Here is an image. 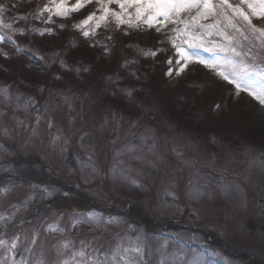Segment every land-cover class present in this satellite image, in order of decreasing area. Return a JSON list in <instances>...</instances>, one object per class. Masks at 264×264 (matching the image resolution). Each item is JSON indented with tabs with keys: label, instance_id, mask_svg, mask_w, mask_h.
Segmentation results:
<instances>
[{
	"label": "rangeland",
	"instance_id": "rangeland-1",
	"mask_svg": "<svg viewBox=\"0 0 264 264\" xmlns=\"http://www.w3.org/2000/svg\"><path fill=\"white\" fill-rule=\"evenodd\" d=\"M0 6L23 29L0 27L11 37L0 42V264H50L68 242L64 258L81 241L104 255L137 237L140 264H264V106L194 60L169 76L168 29L118 28L97 0L65 16L54 0ZM21 7L30 26L12 14ZM89 14L106 19L79 24Z\"/></svg>",
	"mask_w": 264,
	"mask_h": 264
},
{
	"label": "snow or ice",
	"instance_id": "snow-or-ice-1",
	"mask_svg": "<svg viewBox=\"0 0 264 264\" xmlns=\"http://www.w3.org/2000/svg\"><path fill=\"white\" fill-rule=\"evenodd\" d=\"M54 2L57 4L56 13L65 16L69 11H78L90 0H76V5L71 8L65 7L66 0ZM97 2L102 5V11L106 15H111L118 28L121 25L129 28L146 25L148 29L155 27L158 33L162 29H168L167 39L175 50L177 65L175 69L169 68L167 73L169 76L173 73L180 75L189 62L194 60L234 86L237 95L247 93L264 106V28L257 27L252 20L253 17H264V0H240L237 5H233L229 0H97ZM105 4H116L120 11L103 7ZM2 9L3 6H0V11ZM105 19L106 16L97 17L89 14L79 24L88 25L91 21L102 22ZM209 20L213 22H200ZM0 27H7L13 32L23 31L13 29L12 24L5 25L3 19H0ZM44 31L50 32L51 29ZM43 34L44 32H41V35ZM82 34L88 37L90 32L83 30ZM237 36H242L248 46L245 47L244 43L238 44ZM9 39L11 37L0 32V42ZM201 50L212 53L213 58L202 56ZM155 54V51L145 53L153 56ZM168 63L172 65L171 57ZM0 91L7 94L8 89ZM2 115L3 113H0V116ZM51 126L50 122L49 127ZM148 138L146 133L141 140L146 142ZM59 139V136L53 139V148ZM81 139L83 140V137ZM135 147L127 145L122 151L131 152ZM151 150L149 147V151ZM112 171L115 175L117 169L114 167ZM5 219L4 216H0V222ZM88 219L96 221L97 218L89 216ZM17 240L18 237L12 239L9 251L15 250ZM29 243L37 244L38 234L33 233ZM6 244L7 241L0 239V247ZM70 247H74L71 242L62 243L57 248L56 258L50 264H140L142 255L138 237L134 247H125L123 243H117L104 255L99 254V249L81 241L79 248L74 249L69 258H64V250Z\"/></svg>",
	"mask_w": 264,
	"mask_h": 264
},
{
	"label": "trees",
	"instance_id": "trees-1",
	"mask_svg": "<svg viewBox=\"0 0 264 264\" xmlns=\"http://www.w3.org/2000/svg\"><path fill=\"white\" fill-rule=\"evenodd\" d=\"M23 8L21 7L20 8V10L17 12V13H12V14H16V15H18V14H20L21 13V15H22V19H23V21L22 22H24V23H26L27 24V26H30V22H28L29 21V19H32V17L34 18V16H33V14H30L29 12H26L25 10H22ZM29 30H30V28H28ZM29 39H31V38H29ZM118 67H119V69H120V66L118 65ZM124 69V68H123Z\"/></svg>",
	"mask_w": 264,
	"mask_h": 264
}]
</instances>
